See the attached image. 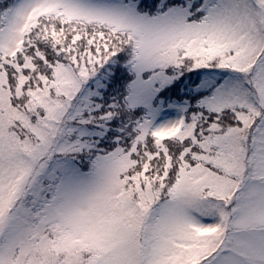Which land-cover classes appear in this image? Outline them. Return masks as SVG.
Instances as JSON below:
<instances>
[{
    "label": "snow or ice",
    "instance_id": "1",
    "mask_svg": "<svg viewBox=\"0 0 264 264\" xmlns=\"http://www.w3.org/2000/svg\"><path fill=\"white\" fill-rule=\"evenodd\" d=\"M0 264H264V0H0Z\"/></svg>",
    "mask_w": 264,
    "mask_h": 264
}]
</instances>
